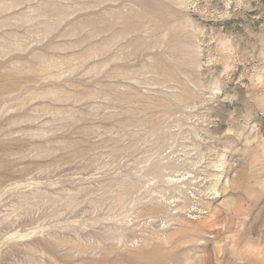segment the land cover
I'll use <instances>...</instances> for the list:
<instances>
[{"label":"rangeland","instance_id":"rangeland-1","mask_svg":"<svg viewBox=\"0 0 264 264\" xmlns=\"http://www.w3.org/2000/svg\"><path fill=\"white\" fill-rule=\"evenodd\" d=\"M0 264H264V0H0Z\"/></svg>","mask_w":264,"mask_h":264}]
</instances>
